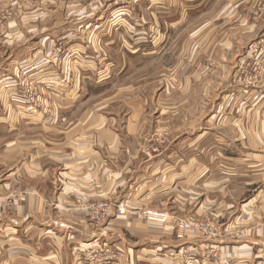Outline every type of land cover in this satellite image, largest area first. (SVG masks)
<instances>
[{"label": "crops", "instance_id": "crops-1", "mask_svg": "<svg viewBox=\"0 0 264 264\" xmlns=\"http://www.w3.org/2000/svg\"><path fill=\"white\" fill-rule=\"evenodd\" d=\"M46 2L42 6L23 0L30 14L9 22V31L0 35L18 42V50H11L0 69V137L7 139V172L0 182V264H264V193L253 188L243 198L234 189L240 178L249 186L251 176H257L256 185L264 179V101L253 113L257 128L239 127L225 134L224 146L218 144L222 136L215 129L217 113L208 116L210 127L204 131L184 128L188 121L192 126L201 121L199 115L187 118L185 110L186 102L195 104L185 96L195 90V81L179 75L172 88L154 77H163L164 70L156 74L154 65L169 58L164 55L166 43L183 40L180 32L191 26L197 27L193 35L206 26L231 27L225 36L209 34V39L248 42L247 47L258 41L264 47V0H148L137 8L134 23L113 25V34H105L107 28L98 21L97 31L87 38L96 53L85 49L76 60L70 49L62 66L42 65L27 76L37 85L39 107L31 111L22 88H14L21 67L52 54L57 38H83L68 32L67 19L57 20L56 0ZM83 22L90 24L89 19ZM237 25L247 27L244 34L234 35ZM27 26L44 29L28 34L23 29ZM125 36L165 45L158 44L156 54L142 58L132 48L124 64L100 51L97 43ZM248 50L225 56L229 59L223 68L232 76L227 85L235 86L237 75L245 73L243 64L252 56ZM260 54L258 75L250 85L264 90ZM94 57L102 63L92 67ZM207 57L211 61L218 53L211 51ZM201 58L199 51L194 53L199 70ZM212 65L210 73L217 68ZM96 68L97 80L91 76ZM173 90L185 97L176 98ZM206 135L209 146L202 142ZM203 153L211 156L209 161ZM223 153L226 160L218 163ZM16 196L20 201L13 205ZM121 201L128 207L125 214L116 212ZM104 202L110 204L107 223H90L88 207ZM150 205L171 217L193 213L222 221L226 236L213 239L189 229L180 238L173 219L144 221L132 211ZM237 221L248 226L244 239L230 236ZM90 249L97 251L96 261L90 252L85 254Z\"/></svg>", "mask_w": 264, "mask_h": 264}, {"label": "rangeland", "instance_id": "rangeland-1", "mask_svg": "<svg viewBox=\"0 0 264 264\" xmlns=\"http://www.w3.org/2000/svg\"><path fill=\"white\" fill-rule=\"evenodd\" d=\"M48 0H28L24 3H32L35 4L37 2L43 3L42 6H46L45 3ZM148 0H56L57 2V20L59 22H63V20H66L70 23L69 24V33L73 32L75 35L81 34L83 38H75L73 41H69V39L65 40L66 38H57L52 43V54H49L46 58L42 59H36V61L28 62L27 66L25 67H31V66H39L42 65L43 62H47L44 65H61L63 63L64 56L66 55V52L70 49H74V53L76 57V60L79 58L80 54H83V51L85 49L94 51V45L92 41H88L87 38L89 35H91L94 31H97V29L94 27V24L96 22H101V26L107 28V31L105 34H113V25H117L118 27H124V25L130 26L131 23H134L137 19L136 11L139 5H145ZM2 2H4L2 4ZM23 3V0H0V35L5 34L9 31V22H12L15 19H19L21 14H30L28 13L31 11L30 9H26V4ZM53 12V11H52ZM89 19V25L82 23V21H87ZM117 20V21H116ZM60 24V23H59ZM100 26V27H101ZM53 28V24L50 27L46 28ZM101 27V28H102ZM126 28V27H125ZM247 27H243V25H237V27H234V35L236 34H244L243 32ZM23 29H26L28 34H35L36 32H40V30L44 29V27H23ZM230 29V30H229ZM231 27L228 28L227 26H206L203 27V30L201 32L198 31L196 35H193V32L197 30L191 26L186 31L180 32V37H183V40L176 39L174 41H170L167 44V47L164 51V55L169 54V58L165 61H162L159 59V62L154 65L156 67V71L154 73H158L160 69L164 70V74L162 78H160L159 75L155 77V82L163 84L162 82H170L171 84H175L174 82L181 80L179 75H182L186 80L191 81L195 83H192L191 85H195V90L189 89V95H185L187 99H194L195 104L193 103V100H190V102H186V115L193 116V115H199L201 116L200 123L196 122L194 126H192V122H186L184 125V128L187 132L193 131L194 129L198 131L199 129L204 131L210 127V123L207 122V118L212 113H217L218 115V122L215 124V129H217L218 132H220L219 135L222 136V138L218 137V144H223L224 146L227 145L225 142V134H233L236 130H238L239 127L244 128H250V129H256L257 128V121H255L254 112L258 110L259 104L264 101V90L263 89H256L252 85H250L255 78L257 77V72L259 70L258 66V60L261 56L260 53H264V47L258 41H253L250 43L249 47L248 42H229L226 43L225 41H214L209 39V34L214 35H223L227 32H231ZM16 31V28H15ZM14 32V31H13ZM233 33V32H232ZM32 34V35H33ZM206 34V35H205ZM3 37L0 36V69L3 68L8 60V57L10 55L11 50L17 51L18 50V42L17 41H5L2 40ZM121 38L113 39V41H105V42H99L98 45H102V49L100 51L107 52L109 58L110 56L118 57L119 60L124 64L126 60L129 58V52L130 49H139V55L142 58V56L148 54V53H154L156 54L158 52V47L162 45H165L164 42L158 43V42H151V41H145V42H134L130 38L129 40ZM28 45L32 44L31 42H26ZM94 44H96L94 42ZM160 44V46L158 45ZM131 45L133 47H131ZM158 45V46H157ZM238 45V46H237ZM74 46H77V48H72ZM82 46V48H81ZM155 46V47H154ZM157 46V49H156ZM248 48L249 52H252V56H249L247 60L244 62V66L246 68L245 73L238 74L236 77V81L238 84L235 86H229L227 85L229 81L232 79V76L228 74L227 69L223 68V63L226 62L229 58H225L227 53L233 54L235 53H241L242 50ZM154 50V51H153ZM199 51V54H201V65L202 68L199 70L200 65H198L196 62H194V53ZM217 52L218 57L213 58L216 64L214 63L213 59H210L207 57V55L210 52ZM240 51V52H237ZM247 51V53H248ZM79 54H77V53ZM220 53V54H219ZM257 53V55L255 54ZM30 55V54H29ZM215 55V54H214ZM231 56V55H230ZM93 58V57H90ZM88 58V59H90ZM75 59V58H74ZM87 59V58H86ZM239 59V58H238ZM198 61V59H196ZM27 61V60H26ZM90 62L91 66L95 67L101 61H98L96 57L94 59H91ZM138 61H141L139 58ZM165 62V63H163ZM102 63V62H101ZM106 65L109 67L110 63H107ZM210 64V65H209ZM213 64V65H212ZM23 65V64H22ZM217 67L210 73V68L208 66ZM199 66V67H198ZM24 66L21 67L19 77L17 78V81L14 84V88L18 89V87L22 88L23 93L25 92V89L23 86H20L22 81H26V83H31L34 86V94H36L37 97V85L36 82L30 81L27 79V76H23L22 70L25 68ZM198 70V73L195 72V70ZM92 71V70H91ZM184 71V73L179 74V72ZM250 73H246L249 72ZM94 72V75L92 73L93 79L95 78L97 80L98 78V72L97 68L92 71ZM146 71L142 72V74H145ZM96 73V74H95ZM151 73L147 75L150 77ZM90 76V78H91ZM153 78V77H152ZM235 78V75H234ZM159 79H161L159 81ZM19 82L21 84H19ZM231 84V83H230ZM172 88H174V85H171ZM15 89V91H16ZM156 92L157 96L161 94L160 92L153 90ZM175 91V97H185L184 94L178 90ZM179 94V95H178ZM26 95V94H25ZM28 98V94L26 95ZM194 97V98H193ZM39 107V105H36ZM156 108V107H154ZM156 110V109H155ZM224 117L231 118V121L224 120ZM244 117V118H243ZM186 118V119H187ZM234 118V119H232ZM242 118L243 120L241 122L237 121L236 119ZM257 120V119H256ZM260 123V121H258ZM258 123V126H259ZM177 124V123H174ZM180 123H178L179 125ZM261 126V123H260ZM175 128V127H173ZM181 130H183V125ZM162 131V130H161ZM173 133L175 135L178 134L177 130H174ZM163 135H167L164 133ZM170 132L168 136L170 137ZM164 137V136H163ZM224 137V138H223ZM188 140V139H187ZM7 142V139H5ZM5 141L1 139L0 137V182L2 181L1 178L4 177V168L7 167V155H5L6 159H4L3 155V147L5 145ZM210 138L206 135L205 138L202 139L204 146H209ZM188 143V142H187ZM226 154H219V158L217 162L225 161L226 160ZM236 155V154H235ZM205 161H209L211 156L208 153L202 154ZM250 183L251 185L245 184L244 179L240 178L239 180L235 181L236 187L235 193L238 195H242L243 198H246L248 193H254L261 192L264 193V179L260 178V185H256L257 183V176H251L250 177ZM255 181V183L253 182ZM254 183V184H252ZM255 185V186H254ZM255 188V190H253ZM20 201L19 196H16L14 199H12V204L17 205ZM122 205L124 208L123 213H119L118 208ZM116 212L118 214H125L127 213L128 207L127 204L121 202L116 203ZM110 204L108 203H96L92 206L88 207L89 210V217L88 220L90 223H93L95 225H104L108 221V214H109ZM147 209H157L162 210L158 207V205H154L144 208L141 210H133L132 211L141 219L144 221H154L149 220L146 217H144V211ZM106 211L104 218H99L100 215L99 212ZM165 211V210H162ZM168 213V211H166ZM169 214V213H168ZM195 219L200 224H210L212 226H215L219 233L216 236L215 239H223L226 236V230L224 223L222 221H219L217 219L207 218L206 216H199L197 214H188L187 216L183 218L179 217H171L169 215V220L173 219L175 221V228L178 229L177 221L179 219H187V218ZM168 220V221H169ZM159 222V221H157ZM167 222V221H166ZM161 222V223H166ZM248 229V226L243 224L242 222H235L233 226V232L230 234V236H234L235 239H244L246 238L245 231ZM244 232V233H243ZM238 233V234H237ZM203 235V234H201ZM208 237V235H203ZM109 249V248H108ZM106 250V249H105ZM105 250H103L105 252ZM99 251V250H98ZM91 255L90 257L93 258V260L96 261L97 259V251L90 249V251H86L85 254L89 253ZM109 252V251H108ZM85 256V255H84ZM89 261V260H88Z\"/></svg>", "mask_w": 264, "mask_h": 264}, {"label": "built area", "instance_id": "built-area-1", "mask_svg": "<svg viewBox=\"0 0 264 264\" xmlns=\"http://www.w3.org/2000/svg\"><path fill=\"white\" fill-rule=\"evenodd\" d=\"M47 62H43L42 65L46 64ZM39 65V66H42ZM37 66H31V67H25L22 70L23 76H29L30 73H33L38 67ZM22 83V84H21ZM19 82V84H21L20 86H25V94H28V110L34 111L36 109V105L38 104V101L36 100V94H34V86L29 82L26 83V81H22ZM119 213H123L124 212V208L122 205L119 206L118 208ZM99 218H104L106 211L104 212H99ZM144 217H146L149 220H154V221H159V222H166L169 220V214L166 211H162V210H157V209H147L144 211ZM177 225H178V232H177V236L182 238L185 235V231L191 229L195 232H199L200 234L203 235H208V237H211L213 239L216 238V236L218 235L219 231L215 226H212L210 224H200L199 222H197L195 219L187 218V219H179L177 221ZM109 250V249H108ZM96 251V250H95ZM215 248L213 249V252H215ZM105 252H108L107 250Z\"/></svg>", "mask_w": 264, "mask_h": 264}]
</instances>
